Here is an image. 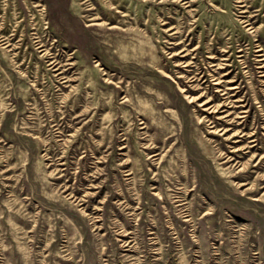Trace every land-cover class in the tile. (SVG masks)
Here are the masks:
<instances>
[{
    "label": "rangeland",
    "instance_id": "rangeland-1",
    "mask_svg": "<svg viewBox=\"0 0 264 264\" xmlns=\"http://www.w3.org/2000/svg\"><path fill=\"white\" fill-rule=\"evenodd\" d=\"M23 1L0 0V264H264V0H75L77 24L60 0ZM119 49L159 62L177 92L200 72L188 112L209 120L180 146L203 189L183 205L154 180L178 155L144 154L154 134L117 86L134 79ZM215 76L239 93L215 98Z\"/></svg>",
    "mask_w": 264,
    "mask_h": 264
},
{
    "label": "bare ground",
    "instance_id": "bare-ground-1",
    "mask_svg": "<svg viewBox=\"0 0 264 264\" xmlns=\"http://www.w3.org/2000/svg\"><path fill=\"white\" fill-rule=\"evenodd\" d=\"M17 4L24 3L25 1L23 0H16ZM36 4L35 5H40L39 1L35 0ZM66 7L68 14L70 15V18L73 21V24H77L78 21H80V16L77 14V9H79L78 4L72 3V1L75 0H60ZM100 40H104L102 36L99 37ZM37 42L39 44L38 47H41L44 45L40 39ZM110 45H107L109 47ZM262 47H258L257 50H261ZM228 50L224 49L223 52H226ZM114 53L115 58L117 59V67H120L122 69H125L129 72L130 75L134 77L128 85H122V86L117 85L120 87L121 91L125 92L124 101L129 100L132 102L134 105V110L137 112L139 111L140 115L144 120L140 121L139 123L145 122V125L147 128L151 129L154 137L151 140L149 144L143 145V147L146 149V153L148 154L152 151H155L157 149L161 150L164 149L167 146V149L169 148L170 150H173L174 152L177 153L178 155V162L177 163H170L167 161V170H165L163 173H156L154 180L158 182L159 186H163L167 184V196L164 199H167V203L170 202V199L175 198L174 202H178V205H183L184 198L178 194L181 192H184V190H187V186L192 183V187L188 189V194H194L197 191H202L203 187L201 185V180L199 179V168L198 166L195 167H190L187 160L186 156L182 152V148L180 144H183V137L186 132L192 136H196L197 130L194 127V124L197 123H204L206 120H209L207 118V115H203L202 117L198 116L195 118L194 115L189 114L188 112V107L191 102H193L196 99H200L202 96H204V93H201L199 95L192 94L193 92L197 91L199 86V83L194 84L193 82L196 80L198 81L199 74L200 72H193L192 75H188L187 72L182 71L177 75V80L178 84L180 85L179 87V92L185 93L184 96H181L179 92L175 91L170 84L167 82V77H170L167 73H165L161 64L159 62L155 61H150L149 62H144V60L147 58L143 54V52L137 51V53H130L127 57L120 56V49L116 50ZM133 54V55H132ZM210 58L216 57L215 55H210ZM226 59V58H222ZM54 61L49 62L50 65L54 64ZM210 65H216V63H211ZM157 66V67H156ZM167 67V63L165 64ZM162 69V70H161ZM198 69V68H197ZM229 72H225L224 74H227ZM205 73L203 74V76ZM214 75V74H212ZM219 76H215L212 79L209 80V78L205 79L203 82L208 81L209 83V89L213 90L214 89V84H216V94H214L215 98H219L222 96V94H226V98L230 97L232 95L238 94L240 90L233 91L235 88L238 86L233 85L230 87H225V85L222 83L223 80H219ZM214 80V81H213ZM186 86H182V85ZM198 85V86H197ZM154 86H156L154 88ZM222 91V92H220ZM230 91H233L232 93H229ZM136 93V96L134 95ZM178 93V94H177ZM167 94L176 96L177 102L181 105V110L182 114L178 115V117L171 112L168 109V105L170 104L169 99L167 98ZM143 96L147 97V101L149 102L148 105H144V98ZM137 97V98H136ZM214 97L206 98L203 100L200 105H206L208 102H210ZM186 98V100L184 99ZM238 100H245V98H241ZM231 102V101H228ZM244 105L243 103L234 105L233 103L230 105L232 106H242ZM225 106V108L220 110V107ZM213 111H226L228 109V104L226 102H222L221 104H214V105H209L208 107L201 108L204 110H208V108H211ZM245 111V110H242ZM209 115V114H208ZM227 114L224 116H221L220 119L225 123V121H228L226 119ZM244 115H238V117H243ZM217 118H213V120H210L209 122V129L213 127L212 130L214 131L217 125ZM196 120V121H195ZM144 127V126H141ZM247 135V133H244ZM257 139L251 140L256 141ZM202 140H198V143L201 144L200 148L202 149V152L200 151V155H204V159H207V154L211 152L210 148L206 144L203 145ZM253 145V144H252ZM203 153V154H202ZM143 154V155H144ZM156 153H153L151 155H154ZM150 155V156H151ZM226 154H223L222 157H224ZM149 156V157H150ZM143 158V156H142ZM233 157L227 158V159H232ZM210 162H208V165ZM211 165V164H210ZM142 173V180L143 182L140 183L142 188L146 187L147 183V170L145 167V163L142 160L139 164L137 172ZM135 172V170L132 169V171L127 172V173H132ZM126 173V174H127ZM219 175L215 176V181H218L222 183L223 186L225 184L230 187L229 183H227L226 180H222V176L224 173H218ZM196 177V180H193V177ZM236 178L241 177L240 174L234 173L232 175ZM141 180V179H140ZM184 188V189H183ZM183 190V191H182ZM246 194V191L242 190L240 193H235L233 194L234 198L236 199H244L243 196ZM209 196V194L207 195ZM206 197L204 196V199L201 201V204L205 203ZM252 200L259 201L257 197H251ZM259 204L262 209L264 207V202L260 201L255 203ZM88 205V204H87Z\"/></svg>",
    "mask_w": 264,
    "mask_h": 264
}]
</instances>
